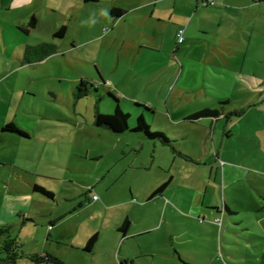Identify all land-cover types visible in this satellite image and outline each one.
I'll list each match as a JSON object with an SVG mask.
<instances>
[{
	"label": "rangeland",
	"instance_id": "374dc122",
	"mask_svg": "<svg viewBox=\"0 0 264 264\" xmlns=\"http://www.w3.org/2000/svg\"><path fill=\"white\" fill-rule=\"evenodd\" d=\"M255 1L248 8L235 6L237 14L219 0L199 1L200 10L212 13L211 25L205 32L192 27L195 40L178 50V56L193 60L187 63L196 73L190 82L186 71L179 78L181 62L168 57L176 51L172 35L159 50L134 43L109 48L99 40L111 27L103 2L87 7L84 0H0V224L13 225L20 211L37 220L12 229L22 251L41 253L55 245L47 215L58 217L65 209L82 221L69 232H77L79 240L90 232V217L108 213L97 203L105 196L111 202L122 199L120 191L108 192L110 180L127 188L135 182L161 184L172 176L162 198L135 210V221L154 224L166 218L179 224L169 231L180 240L190 235L184 255L193 264H260L264 159L256 157L258 151L264 156V141L250 137L256 129L264 136V0ZM32 15L38 19L35 27ZM64 25L66 34L57 37ZM41 42L60 46L42 61L22 64L26 46ZM82 79L91 81L92 89L78 99ZM111 93L131 114L130 129L140 116L134 102L154 106L157 113H147L146 120L152 131L166 132L171 143L139 133L120 138L93 126L96 105L103 113L114 112L118 102ZM203 109H218L222 116L184 119ZM6 121L28 136L2 131ZM226 126L236 135L223 141ZM39 187L55 191L60 203ZM88 191L98 198L90 195L88 201ZM198 196L205 207L217 209L199 208ZM226 202L238 212L230 214ZM196 213L201 224L196 215L188 217ZM59 231H52L54 237ZM84 251L80 259L89 257Z\"/></svg>",
	"mask_w": 264,
	"mask_h": 264
},
{
	"label": "crops",
	"instance_id": "0c3cea01",
	"mask_svg": "<svg viewBox=\"0 0 264 264\" xmlns=\"http://www.w3.org/2000/svg\"><path fill=\"white\" fill-rule=\"evenodd\" d=\"M199 1L200 0H84L87 7H92L95 5V3L100 2H103L105 7H107V11L104 13L106 16H103L105 18V22L107 19V22L111 24V27L106 28L107 31L105 32H109L108 35H101V37L98 39L104 41L106 45L109 44V48L114 47L115 44H121V47H125L134 43L137 46L142 45L155 48L154 50H156V48L161 49L165 43L164 38L167 35H172L177 42L176 51L172 54H168V57L170 58L171 55L173 59L177 58L178 61L181 62L182 65L179 71V78H181L182 74L186 71V77L189 78L190 82L191 79L193 81V74L196 73H192L193 71L190 70V66L189 64L187 65V63H190L193 60L178 56L180 44H178L177 33L179 29H184L185 40L183 43H185L189 39L192 41L195 40L192 35L193 32L191 31L192 27L199 29L201 32L208 30L207 28L209 25H211L210 22H212V19H209L208 17L209 14L212 15V13L206 11V7H204L203 10H200ZM219 1L222 2L220 4H223L229 13L234 14H237L235 6L242 5L248 8L252 5V3H256L255 0ZM24 4L25 3H23V5ZM116 7L122 9V14L118 17H113L112 9ZM97 14L101 13H96V15ZM220 15L224 20L225 16L223 14ZM103 16L101 17L103 18ZM215 18L216 17L214 16L213 20ZM217 29L218 31H221V25ZM58 43H54L57 45V49L60 46ZM177 81L179 83V80ZM198 87H201V83ZM140 104L143 108L139 109ZM146 106L152 110L151 113L149 112L150 110L146 108ZM134 107L137 112L136 114L144 115L145 118L147 113L149 116L152 113L154 115L157 113V109L154 106L144 101L134 102ZM189 115L185 116L184 119L191 120L189 119ZM220 116H222V114H220ZM6 122V124H8L12 121ZM91 123L93 126L99 127L94 123V116L91 119ZM5 125L2 127V131H6V129H4ZM134 126L135 125H132V128ZM105 129L112 131L108 128ZM256 130L254 132L255 134H252L250 139H253L252 137L257 135L258 138L256 137L255 139H259L260 143L264 141V136H260V130ZM128 133H130V136H134L133 133H139L149 141H157V139H150L145 134L141 132H134L133 130H128L124 133H115V135L116 137H120ZM164 133L169 136L166 132ZM235 135L234 129L231 126H226L221 138L223 141L230 140L231 138L235 137ZM255 142H257V140H255ZM232 150L233 149H230V151ZM240 151L241 149L239 150V153ZM257 154V159H264L262 152L258 151ZM95 158L101 159L102 155L94 157L93 159ZM119 181L120 180H110L109 183H107V188L109 193L113 191H120L119 193H121L120 197H122V199L118 201L113 199L114 201L111 202L108 200V196H105L103 203H97L98 205H96V208L100 209L105 207L108 213L106 215L100 216L92 215V217H90L93 221L90 222L92 223L90 226L91 230L90 232L83 233L80 240L77 232L71 233L69 230L72 228L70 226L73 224L78 225V223L82 222L80 221L81 217H74L71 215L72 212L67 213L66 209L63 211L64 213L62 212V214L58 217L54 215H47L49 216V222L53 225L50 231L52 234L50 237L54 238L55 245H46L40 254H51L57 256L60 262H44L41 264H174V262L176 264H193L192 261H190L189 258L185 257L184 255L185 247H190L191 244L190 235H183V238L180 240L179 236L175 237V233L173 231H169L173 229V227L170 225L180 226L179 224L172 223L173 220L169 221L166 218L158 219L154 224L144 221L140 224L139 221L136 222L134 217H132V214L135 213V210L142 207L141 204L146 206L153 200L156 201V199L163 197L162 193L171 183L172 176L170 179L164 181L161 184L150 182L138 185L137 182H135L133 184L130 183L128 185L129 188H126L125 185L121 186L118 184ZM165 183L167 184L164 185ZM119 185L121 188L118 190L117 186L119 187ZM128 190L129 193H127ZM52 192L54 193L52 198L59 204L60 202L57 201L58 196L56 192L53 190ZM88 192L89 193H87L86 198H88V201H90V195H92L94 198V195L96 194L92 193L91 191ZM43 195L45 196V194ZM196 200L200 202L201 206L199 208L205 209L207 212H212L217 209V207L213 206L205 207L204 201H199V196L196 198ZM226 204L229 206L228 202H226L225 207ZM228 210L230 214H235L238 212L231 210L230 206ZM20 213L21 214H19L18 219H16L13 223V228L16 226L19 227L25 225L27 223H37V220L34 217H27L28 215L30 216L28 212L24 213L20 211ZM49 213L51 214V212ZM114 213H118V215L116 216ZM195 215L199 220L198 224H201L200 220H202V216L200 213H196L194 215L188 214V217L189 219L191 217L195 218ZM165 224L166 227H164ZM157 226L159 230L162 228H165V230H158L156 232L154 228ZM168 227L170 229H168ZM56 228L60 230V234L57 235V237H54L52 231ZM159 248L162 250L158 251ZM180 248L184 250V252ZM82 249H85L82 254L83 256L87 250L90 252L87 259L85 257L83 259L79 258V254L82 252ZM33 253L38 252L35 251L28 254ZM159 256L162 257L161 260L159 259ZM22 259H26L27 261L24 264H36L25 257L20 258L15 264H19V261Z\"/></svg>",
	"mask_w": 264,
	"mask_h": 264
},
{
	"label": "trees",
	"instance_id": "16d2710c",
	"mask_svg": "<svg viewBox=\"0 0 264 264\" xmlns=\"http://www.w3.org/2000/svg\"><path fill=\"white\" fill-rule=\"evenodd\" d=\"M122 13V9L117 8L113 11L114 15H120ZM37 17L32 15L30 25L32 27L36 26ZM66 26H62L57 32L56 36L62 37L66 33ZM28 31V30H27ZM57 51V45L54 43L42 42L35 45H27L25 48V53L22 59V64H32L38 61L43 60L45 57L49 56L52 53ZM91 81L82 79L80 84L77 85V89L75 91V97L80 99L86 95H88L91 91V86H89ZM92 87L94 86L91 83ZM117 99L115 102V110L113 113H103L100 111L98 105L95 106L94 111V123L99 127H105L112 130L114 133H124L128 130H133L134 132H141L145 134L150 139H158L161 143L168 145L171 143V139L164 133L160 131H152L151 126L148 124L144 115H140L136 119V125L130 129V113H125L121 108L119 103V98L116 97L113 93H111ZM141 106V104L139 105ZM147 108V106H146ZM150 110V108H147ZM152 112V110H150ZM220 110H210L203 109L198 110L191 115H189V119L198 120L203 117L208 116H218L220 115ZM239 115V114H238ZM4 129L12 130L19 132L22 135L28 136V133L20 131L17 129V125L13 122H10L5 125ZM165 183L164 185H166ZM43 194L48 197H53L54 193L52 191H47L45 188H38ZM226 208L229 209V206L226 204ZM13 225L9 224H0V264H15L20 258H28L36 264H41L44 262H53L59 263L60 260L57 256L51 254H26L21 250V247L18 245L17 238L12 234ZM261 264H264V258L261 261Z\"/></svg>",
	"mask_w": 264,
	"mask_h": 264
},
{
	"label": "built area",
	"instance_id": "2783aa9c",
	"mask_svg": "<svg viewBox=\"0 0 264 264\" xmlns=\"http://www.w3.org/2000/svg\"><path fill=\"white\" fill-rule=\"evenodd\" d=\"M177 39H178V43H179V44H181V43L184 42V40H185V36H184V29H183V28L178 30V33H177ZM94 198L97 199L98 196H97V195H94Z\"/></svg>",
	"mask_w": 264,
	"mask_h": 264
},
{
	"label": "flooded vegetation",
	"instance_id": "af4514ba",
	"mask_svg": "<svg viewBox=\"0 0 264 264\" xmlns=\"http://www.w3.org/2000/svg\"><path fill=\"white\" fill-rule=\"evenodd\" d=\"M115 9H117V7L112 9V16H113V17H118V16H120L122 13H121L120 15H117V16L113 14V11H114ZM66 30H67V28H66ZM105 31H107V29H106ZM65 34H66V33H65ZM65 34H64V35H65ZM57 37H58V36H57ZM62 37H64V36H62ZM62 37H60V38H62ZM178 44H179V43H178Z\"/></svg>",
	"mask_w": 264,
	"mask_h": 264
}]
</instances>
